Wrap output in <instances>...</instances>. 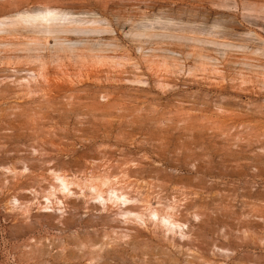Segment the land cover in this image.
<instances>
[{"label": "rangeland", "instance_id": "1", "mask_svg": "<svg viewBox=\"0 0 264 264\" xmlns=\"http://www.w3.org/2000/svg\"><path fill=\"white\" fill-rule=\"evenodd\" d=\"M0 264H264V0H0Z\"/></svg>", "mask_w": 264, "mask_h": 264}]
</instances>
